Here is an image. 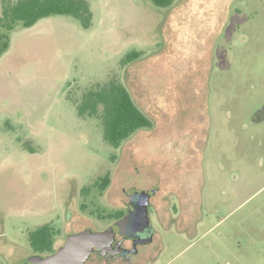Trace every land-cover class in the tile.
Wrapping results in <instances>:
<instances>
[{
  "label": "rangeland",
  "instance_id": "obj_1",
  "mask_svg": "<svg viewBox=\"0 0 264 264\" xmlns=\"http://www.w3.org/2000/svg\"><path fill=\"white\" fill-rule=\"evenodd\" d=\"M88 1L90 28L63 14L19 24L0 57V264L35 255L39 225L60 230L57 251L154 186L198 206L155 223L144 264H264V0ZM131 50L142 56L123 66ZM113 76L153 122L119 148L69 98Z\"/></svg>",
  "mask_w": 264,
  "mask_h": 264
},
{
  "label": "trees",
  "instance_id": "obj_2",
  "mask_svg": "<svg viewBox=\"0 0 264 264\" xmlns=\"http://www.w3.org/2000/svg\"><path fill=\"white\" fill-rule=\"evenodd\" d=\"M175 0H152L158 7H169ZM71 15L78 19L84 28L93 23V12L88 0H5L0 15V57L11 44L10 33L17 25L25 28L34 26L39 20L51 15ZM142 56L138 50L129 51L121 63L123 66ZM69 98L77 108L81 118H95L101 123L104 141L113 148H119L138 130L150 128L152 119L138 106L126 85L113 76L104 83H95L83 89L77 97ZM111 184L107 172L96 181L100 193ZM86 191V187L82 188ZM85 209V204H82ZM116 212H106L103 218H112ZM60 230L52 223H44L29 232V242L36 254L49 255L55 250V241Z\"/></svg>",
  "mask_w": 264,
  "mask_h": 264
},
{
  "label": "flooded vegetation",
  "instance_id": "obj_3",
  "mask_svg": "<svg viewBox=\"0 0 264 264\" xmlns=\"http://www.w3.org/2000/svg\"><path fill=\"white\" fill-rule=\"evenodd\" d=\"M129 191L130 189L127 190L128 194ZM142 191L147 190H138V192ZM147 193L149 199L146 208L149 223L145 221L144 216L140 215L144 202L139 206L136 196L129 195L128 199L123 202V207L114 211L116 215L102 219L108 223L99 231L116 225L115 233L109 243L96 247L89 258L90 261L93 260L96 264H144L146 257L151 255L149 247L157 234L155 223L165 225L178 222L182 218L194 217L198 206L196 196L193 198L194 204L190 205V201L185 199L183 192L178 189L174 191V188L169 187L161 190L160 186H154ZM171 196L176 197L178 203L172 202ZM188 196L191 197L189 193ZM187 212L189 213L186 215Z\"/></svg>",
  "mask_w": 264,
  "mask_h": 264
},
{
  "label": "water",
  "instance_id": "obj_4",
  "mask_svg": "<svg viewBox=\"0 0 264 264\" xmlns=\"http://www.w3.org/2000/svg\"><path fill=\"white\" fill-rule=\"evenodd\" d=\"M130 196H136L138 205L144 202L140 215L144 216L145 221L149 223L146 204L149 199L147 191L138 192L135 189L129 191ZM143 209V210H142ZM127 222V221H125ZM115 226H111L103 231H93L85 229L83 231L70 234L66 242L56 252L49 255L35 254L25 259L21 264H86L96 247H102L109 243L114 235Z\"/></svg>",
  "mask_w": 264,
  "mask_h": 264
},
{
  "label": "crops",
  "instance_id": "obj_5",
  "mask_svg": "<svg viewBox=\"0 0 264 264\" xmlns=\"http://www.w3.org/2000/svg\"><path fill=\"white\" fill-rule=\"evenodd\" d=\"M186 194V195H185ZM185 194H183V197L186 199H188V200H190V198L191 197H189L188 196V193H185ZM192 194H193V192H192ZM191 196V195H190ZM196 203V202H195ZM194 204V200H193V198H192V200L190 201V205H193ZM189 212H187V213H185L186 215L188 214ZM187 218V217H186Z\"/></svg>",
  "mask_w": 264,
  "mask_h": 264
}]
</instances>
